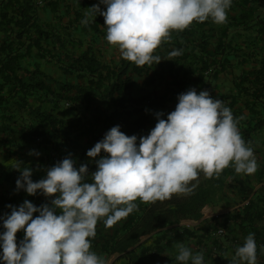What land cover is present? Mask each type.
<instances>
[{
  "label": "trees",
  "instance_id": "obj_1",
  "mask_svg": "<svg viewBox=\"0 0 264 264\" xmlns=\"http://www.w3.org/2000/svg\"><path fill=\"white\" fill-rule=\"evenodd\" d=\"M97 4L106 11L100 0H0V153L27 145L41 151L34 162L0 163V217L10 214L8 205L28 200L51 206L55 198L17 190L22 169L31 168L37 182L70 156L77 168L86 164L90 175L106 153L90 158L87 151L113 126L129 136L147 135L157 123L156 113L166 119L180 93L207 90L234 118L242 117L238 128L260 155L257 175L263 185L254 191L253 179H243L231 165L212 177L201 172L190 194L156 202L138 199V207L110 228L100 219L91 250L103 258L115 256L113 264H179L176 245L190 247L193 239L198 248L192 249L203 252L204 264H229L228 253L254 233L257 264H264V142L259 139L264 131V0H232L225 23L208 19L172 30L154 51L162 60L143 66L120 54L107 58L112 45L104 17L86 16ZM175 49L182 54L170 56ZM226 191L238 193L243 208L213 217L211 225H183L199 221L206 206L224 202ZM24 236V230L16 233L17 244Z\"/></svg>",
  "mask_w": 264,
  "mask_h": 264
},
{
  "label": "clouds",
  "instance_id": "obj_2",
  "mask_svg": "<svg viewBox=\"0 0 264 264\" xmlns=\"http://www.w3.org/2000/svg\"><path fill=\"white\" fill-rule=\"evenodd\" d=\"M87 15L100 14L107 29L106 40L117 46L122 58L137 66L159 63L154 51L170 38L172 30L183 31L194 21L226 22L232 0H100ZM87 23V19L82 21ZM175 49L170 56H179ZM156 113L157 123L147 135H126L116 125L87 151L96 158L97 170L77 168L69 156L50 167L45 178L34 182L31 168L21 170L17 190L35 195L39 190L53 196L51 206H35L25 200L8 205L10 214L0 217V262L2 264H109L91 250L96 225L103 219L112 227L126 218L141 202L171 199L190 194L202 172L219 175L228 166L238 174H253L258 168L254 150L243 139L232 110L207 90L195 88L178 95V103L167 118ZM29 155H39L30 150ZM19 169V168H16ZM90 177L89 179H86ZM196 181V183H192ZM39 215L33 217L34 213ZM24 230L17 244L16 233ZM179 264H204L203 252L177 245ZM229 264H257L255 234L249 233L236 247Z\"/></svg>",
  "mask_w": 264,
  "mask_h": 264
},
{
  "label": "crops",
  "instance_id": "obj_3",
  "mask_svg": "<svg viewBox=\"0 0 264 264\" xmlns=\"http://www.w3.org/2000/svg\"><path fill=\"white\" fill-rule=\"evenodd\" d=\"M44 13L45 12H43V14ZM47 15L50 16L49 13ZM226 85H228V83L224 84L223 86H226ZM229 87L230 86H228V88H226V89L224 88V89L226 91H228ZM260 135H259V138H260ZM29 149L39 152V155L38 156L37 155H29V153H28ZM12 150L15 151L14 148H12ZM14 153L12 154V157L14 158V162H13L14 164L16 162H20V161L34 162L37 159H39V156L41 155L40 154L41 151L36 149L35 145H27L24 148L15 151ZM1 154H3V156H1L0 159L4 158L5 156H8L9 153L1 152L0 155ZM251 185L253 186L254 191H257L263 185V183L259 182L258 178H253V181L251 182ZM226 194H228V196L225 197L224 202L220 203V208L219 209L217 208L218 206H215V207L214 206H206L204 208V210L202 211V213H203L202 218L199 221H195L193 223L192 227L194 228V227H197V226H200V225L201 226L211 225L213 223L212 222L213 217L218 216V215L228 216L232 212H235L236 210H240L241 208H243L245 202H243L241 196L238 193H235V192H233V193L228 192L227 193L226 192ZM188 245H190V247L193 248V249L198 248L197 244H196V240H193V239L190 240ZM176 248H177V245H176ZM233 255H234L233 252H229L228 255H227L228 256L227 260L229 261L232 258ZM258 262H259V260H258Z\"/></svg>",
  "mask_w": 264,
  "mask_h": 264
},
{
  "label": "rangeland",
  "instance_id": "obj_4",
  "mask_svg": "<svg viewBox=\"0 0 264 264\" xmlns=\"http://www.w3.org/2000/svg\"><path fill=\"white\" fill-rule=\"evenodd\" d=\"M118 54H120V52H119V49H118L117 46L112 45V47L107 48V54H106L107 58H110L111 56H112V58L113 57H117ZM169 108H172V105L171 104H169ZM67 114L69 115V114H71V112H68ZM259 139L264 142V131L260 135V138ZM29 152H30V149L28 150V153ZM9 154H8V156H5L4 158L0 159V163L2 165L10 166V165L14 164L13 163L14 162V158L12 157V153L10 152ZM2 155L3 154H1L0 157ZM254 155L256 157L257 164H258V168H257L256 172L253 173V174H242V178H252V179L253 178H258V175L257 174H258V169H259V167L261 165V158H260V155L258 153H255L254 152ZM2 189H4V186H3V181L0 178V190H2ZM226 192H228V191H226ZM224 196H228V194H225ZM217 206H218L217 208L219 209L220 208V204L217 205ZM184 222L185 223H183V224H186V223H189V222L194 223V221H184ZM104 258L109 261V264H113V262L115 260V256H104ZM116 264H124V262L123 261H120V262H118Z\"/></svg>",
  "mask_w": 264,
  "mask_h": 264
},
{
  "label": "built area",
  "instance_id": "obj_5",
  "mask_svg": "<svg viewBox=\"0 0 264 264\" xmlns=\"http://www.w3.org/2000/svg\"><path fill=\"white\" fill-rule=\"evenodd\" d=\"M183 223H185V222H183ZM183 225H185V226H187V227H191L192 228V226H193V223L192 222H189V223H186V224H183ZM222 232V231H221Z\"/></svg>",
  "mask_w": 264,
  "mask_h": 264
}]
</instances>
